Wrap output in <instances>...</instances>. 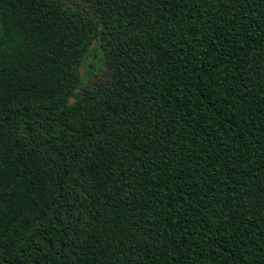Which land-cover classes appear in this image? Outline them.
Listing matches in <instances>:
<instances>
[{"label":"trees","instance_id":"1","mask_svg":"<svg viewBox=\"0 0 264 264\" xmlns=\"http://www.w3.org/2000/svg\"><path fill=\"white\" fill-rule=\"evenodd\" d=\"M84 1L0 0V264H264V0Z\"/></svg>","mask_w":264,"mask_h":264},{"label":"rangeland","instance_id":"2","mask_svg":"<svg viewBox=\"0 0 264 264\" xmlns=\"http://www.w3.org/2000/svg\"><path fill=\"white\" fill-rule=\"evenodd\" d=\"M69 2L75 6L85 7L84 0H69ZM87 67V81L90 85L109 82V72L105 63L99 64L97 60L94 62L89 60Z\"/></svg>","mask_w":264,"mask_h":264}]
</instances>
